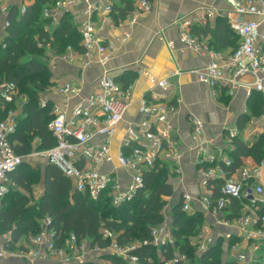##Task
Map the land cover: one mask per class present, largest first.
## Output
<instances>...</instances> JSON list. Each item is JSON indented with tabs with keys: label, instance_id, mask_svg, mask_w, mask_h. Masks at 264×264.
Returning <instances> with one entry per match:
<instances>
[{
	"label": "built area",
	"instance_id": "built-area-1",
	"mask_svg": "<svg viewBox=\"0 0 264 264\" xmlns=\"http://www.w3.org/2000/svg\"><path fill=\"white\" fill-rule=\"evenodd\" d=\"M77 1L79 0H57L54 8L56 11L66 9ZM222 1L226 3V8L221 16L226 19L230 29L238 37V46L235 50L225 52L216 49L209 43V36L195 35L193 28L204 27V23L185 18L173 22L179 30L180 43L205 61L203 66L191 69L190 72L196 74L199 82L209 87L211 97L215 100L224 95L233 98L242 88L246 89L248 96L258 92L264 99V0ZM27 7L22 6V14L26 12ZM112 7L113 3L109 0L93 5L92 9H88L89 18L80 26L82 36L80 44L84 48L85 57L90 58L93 51H96L97 63L103 67L112 59V48L106 45L98 34L92 20V12L110 13ZM152 8L153 1L138 0L131 14L133 21L140 14L152 11ZM52 9L44 8L45 18L54 20L56 12ZM6 10L7 6L0 3V15L5 14ZM9 25L10 22L6 19L3 34L0 35L4 47L6 43L3 41L8 35ZM49 28L45 29L50 31ZM129 35L126 34L127 37ZM167 43L174 49V41L170 40ZM43 44V41L38 42L40 47ZM46 47L50 52L49 42ZM74 53L73 47L68 46L61 54V58L68 60ZM89 65L88 60L85 66ZM180 73V70H176L169 77L162 79L149 77L153 88L148 98L147 93L143 97L140 108L141 120L130 122L126 127L117 155L118 166L106 171L100 168L103 163L113 162V135L132 101L133 84L125 86L119 83L108 70H104L96 78L91 93L70 111L63 110L58 105L53 106L55 117L49 122L48 128L56 139V145L42 151L45 161L58 166L72 180L76 191L88 193L95 201L106 194L114 207L130 202L137 195L143 187L144 173L153 171L159 160L169 162L174 167L176 175H182L184 151L177 145L173 135L175 131L173 117L182 100L172 79ZM247 79L250 81H246ZM81 90L79 85L69 82L58 86L59 93L68 96H78ZM0 93L6 101H12L17 94L15 84L4 82L0 86ZM46 105L47 101L41 100V106ZM190 123L192 137L197 142L196 165L200 170L202 186L206 193L197 199L191 193L183 192L181 197L183 210L192 211L193 204L198 202L203 210L226 212L232 201L238 200L241 206L240 216L232 220L219 219V223L238 229L242 240L246 241L245 246L239 242L229 246L230 256L239 264H264V213H261V210H264L262 181L264 159L258 165H242L227 175L220 166L221 163L227 166L232 164L225 149L216 146L213 139L206 135L205 125L200 119L192 117ZM249 123L254 129L264 124V111L259 117L252 116ZM16 128V113L9 111L0 119V203L13 186L9 173L15 171L23 161L15 152L10 140ZM223 131L228 132L230 140L238 135L237 129L229 126H224ZM121 169L125 171L126 178L121 175ZM214 180L223 181L220 195L217 197H213L214 189L209 187V183ZM49 224L48 218L41 222L40 232L30 238L28 250L8 249L6 245L11 239L10 233L0 235V258L22 257L31 262L47 260L59 264H81L90 260L98 262V259H92L93 253L101 256L112 252L134 264L138 262V256L131 252L139 244L119 246L115 241V235L107 229L102 231L104 238L113 241L106 249L93 247L88 241L78 243L74 234L66 239L64 246H59L56 231L50 229ZM163 232L161 225L152 228L155 244L164 245L169 242L162 239ZM233 236L232 233H227L224 237L229 243ZM198 241L200 251L205 252L215 239L201 234ZM177 261L176 258L165 264H174Z\"/></svg>",
	"mask_w": 264,
	"mask_h": 264
},
{
	"label": "trees",
	"instance_id": "trees-1",
	"mask_svg": "<svg viewBox=\"0 0 264 264\" xmlns=\"http://www.w3.org/2000/svg\"><path fill=\"white\" fill-rule=\"evenodd\" d=\"M55 1L57 0H35L23 14L21 6L14 4L7 15L10 25L7 27L8 35L3 41L6 47L0 41V86L4 82L14 83L17 91L12 101H6L0 93V119L5 117L9 108L18 107L16 102L20 94L26 96V101L21 103V112L16 114V131L10 138L15 152L23 161L15 171L9 173L13 186L0 203V235L12 233L6 247L10 250L20 249L15 248L21 235L27 241L30 238L28 232L34 230V235L38 234L41 219L48 218L49 228L56 231L59 246H64L66 239L74 234L78 243L88 241L93 247L106 249L113 241L104 238L102 231L107 229L115 235L119 246L139 244L131 252L138 256L136 264H165L176 259V254L184 259L174 264H239L227 255L229 246L235 243L234 239L229 241L227 249L224 238L219 237L205 252L200 251L198 239L204 218L200 213L188 215L182 208L181 200L172 206L175 242L169 241L164 245L154 243L152 228L163 224L164 209L169 199L175 196L173 177L176 173L167 161L159 160L153 171L145 172L143 187L130 202L120 207H114L106 194L95 201L88 193L76 191L72 180L58 166L48 162L34 169L43 173V190L36 201L38 212L34 218H29L26 213V197L18 198L12 194L16 188L32 192L33 174L25 166L24 158L34 151H44L56 145V139L48 128L49 122L55 117L53 104L47 102L42 107L40 100L41 93L51 85L52 79L46 44L49 42L51 50L57 53H64L68 45H72L79 53L84 52L80 44L82 36L68 17L62 18L58 27L50 31L45 29L52 25V19L44 17V8L46 4H54ZM137 1H114L110 12L113 21L118 23L119 20L129 17L135 10ZM193 33L200 37L209 36V43L219 50L228 47L235 50L238 46V37L222 16L214 25L201 28L195 26ZM39 41L44 42L43 46L38 45ZM116 81L125 86L132 82L128 78ZM248 105L251 116L259 117L264 111L263 96L253 92ZM249 120V114L240 116L238 129L243 131ZM225 151L232 160L230 166L220 164L227 175L242 165H258L264 159V132L258 134L251 143L237 135L231 139V149ZM222 182L214 180L209 183V187L214 189L213 197L220 195ZM11 195L13 197L8 200ZM228 212L230 219L238 218L241 214L240 202L233 200ZM101 259L111 264H134L112 252L101 255ZM81 264L99 263L90 260Z\"/></svg>",
	"mask_w": 264,
	"mask_h": 264
},
{
	"label": "crops",
	"instance_id": "crops-1",
	"mask_svg": "<svg viewBox=\"0 0 264 264\" xmlns=\"http://www.w3.org/2000/svg\"><path fill=\"white\" fill-rule=\"evenodd\" d=\"M106 1L108 0H79L68 8L58 11L54 8L55 3L46 4V7H51L56 12L49 29L58 27L62 18L68 17L80 32L81 24L89 18L88 9H92V6L97 3ZM109 1L113 3L118 0ZM34 2L35 0H0L3 6H7L6 13L0 15V35L3 34L4 21L14 4H19L22 8V6H29ZM225 8L226 3L222 0H153L152 11L140 14L134 21L132 15H130L126 19L119 20L118 23L113 21L110 13L93 11L92 20L95 22L98 34L105 44L112 48L111 61L105 67L98 65V53L96 51H93L90 58H86L85 51L79 53L73 48L75 53L68 60L61 58L63 53H57L55 50L46 51L52 79L51 85L47 87L45 92L41 93L40 100H45L52 103L53 106L58 105L61 109L70 111L71 108L84 100L87 94L91 93L94 81L104 70H108L109 74L116 80L128 78L132 81V101L112 139L113 162L103 163L100 167L103 171H106L118 166L117 155L128 124L142 118L140 108L143 97L147 93L148 98L153 88L149 77L162 79L169 77L176 70H180L181 73L172 79L182 100V104L173 117L175 127L173 135L177 145L184 151L182 162L184 174L175 175L177 178L173 185L175 196L180 195L182 197L183 192L187 191L194 198L199 199L206 193V190L202 186L200 170L196 165L195 148L197 142L192 137L191 118L200 119L205 125L206 135L213 139L216 146L223 149H231V140L228 137V132L223 131L224 126L236 128L237 134L244 141L250 143L251 140L257 137L259 132H264V124L254 129L249 122L246 123L243 131L238 129L237 122L240 116L251 115L248 105L251 95L248 96L246 89L239 90L233 98L224 95L215 100L211 97L209 87L199 82L196 74L190 72L191 69L203 66L204 59L193 51L185 49L179 40V30L173 24L176 19L185 18L204 23V27L214 25ZM127 33L130 34L129 37L126 36ZM170 40L175 42L174 49L167 43ZM68 46L72 47V45ZM232 50V47L224 49L225 52ZM88 60L90 65L86 67L85 63ZM246 81L249 82L250 79ZM68 82L79 85L82 89L81 94L78 96L60 94L58 86ZM120 173L123 178L127 177L124 170L121 169ZM179 177H181V180H178ZM262 181L264 182V172ZM169 202H171L170 199ZM172 206L169 211L164 210L165 218L163 224H161L164 229L162 239L170 242H172L173 235ZM192 211L190 215L200 213L204 218L203 225L205 226L201 234L212 236L215 240L223 237L227 249L228 242L224 236L227 233H232L235 242L245 246L246 241L242 240L241 232L238 229L219 223L220 218L232 220L228 216L230 214L228 211L220 212L214 209L206 211L202 209L198 202L193 204ZM10 235L12 236V233ZM21 245L24 246L21 247ZM17 248L27 250L30 248V243L28 240L25 241L24 235H21L17 242L15 249ZM227 255L232 258L228 250ZM0 264L59 263L47 260L31 262L29 259L22 257H9L0 258Z\"/></svg>",
	"mask_w": 264,
	"mask_h": 264
},
{
	"label": "rangeland",
	"instance_id": "rangeland-1",
	"mask_svg": "<svg viewBox=\"0 0 264 264\" xmlns=\"http://www.w3.org/2000/svg\"><path fill=\"white\" fill-rule=\"evenodd\" d=\"M30 30H31V28H30ZM30 30L28 32H30ZM20 95L21 96L18 98V100L16 102L18 107L14 108V109L13 108H9L10 110H8V111H12V112L14 111L16 114H19L21 112L20 111L21 103L23 101H26V96L22 95V94H20ZM249 116L251 118L253 115L252 116L249 115ZM259 134H260V132H259ZM254 136H256V135H254ZM256 138L257 137H255L253 140H251V142H254ZM44 162H46V161H45L44 157L42 156V151H34L31 155H29L28 157H25L24 158V163L26 164L25 166L30 168V171H32V174H33V180L31 182L32 183V192L30 193V192L25 191V190H23L21 188H16L15 192L12 193L14 196H16L18 198L23 197V196L26 197V200H25V202H26V211H27L26 213L29 216V218H34L37 215L38 208L36 207V204H37L36 201L39 198V196H40V194H41V192L43 190V173H42V171H39V170L37 171V170H34V169L36 167H39V166L43 165ZM175 175L173 177V183L176 181L175 179L177 178V177H175ZM182 179H183V177H182ZM178 180H181V177H179ZM179 196L178 195L174 196L173 197L174 199L173 200L171 199V202H169L170 204L168 203L166 205V208L164 209V210H166V212L169 211V209H171L172 204L174 205V204H176V203H178L180 201L181 196L180 197ZM11 197H13V196L11 195L7 199L10 200ZM192 212L193 211H191V212L187 211L186 213L188 215H190V213H192ZM163 215H164V218H165V214H163ZM43 220H45V218L41 219L40 222H42ZM204 226L205 225H202L201 231L204 230ZM28 233L30 235V238L34 236V230L33 231H29ZM30 238L28 239V241H30ZM171 241L173 243L175 242V238L173 237V235H172V240ZM199 244H200V242L198 241V246H199ZM91 256H92V259H98V263H100V264H111L110 262L104 261L103 259H101V256L100 255L99 256L96 255V253L91 254ZM175 256L178 259V261H181V259L182 260L184 259V257L179 256L178 254H176Z\"/></svg>",
	"mask_w": 264,
	"mask_h": 264
}]
</instances>
